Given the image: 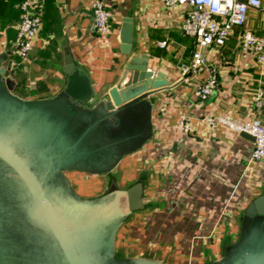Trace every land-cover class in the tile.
Listing matches in <instances>:
<instances>
[{
  "label": "crops",
  "instance_id": "1",
  "mask_svg": "<svg viewBox=\"0 0 264 264\" xmlns=\"http://www.w3.org/2000/svg\"><path fill=\"white\" fill-rule=\"evenodd\" d=\"M22 0H0L1 67L10 69L12 92L25 99L51 98L66 85L68 52L92 80L89 108L115 84L129 55L120 51L122 19H132L131 55H147V67L168 85L148 95L151 136L124 154L108 173L120 183L143 181V206L130 213L115 235L116 255L144 256L167 264H209L219 260L239 235L246 206L264 194V160L251 159L253 141L207 116L229 114L264 122V106L254 96L264 64L243 54L244 28L264 34V13L251 11L245 27H235L222 45L200 48L218 70L217 86L205 100L194 92L207 70L183 74L195 40L180 30L190 9L166 7L158 0H101L112 12L109 34L101 39L93 26L94 0H44L41 29L28 59L12 53ZM166 40L161 47L159 42ZM264 101V97H263ZM74 171V170H73ZM116 178V176H114ZM116 180V179H115ZM111 184H114L113 182Z\"/></svg>",
  "mask_w": 264,
  "mask_h": 264
},
{
  "label": "water",
  "instance_id": "2",
  "mask_svg": "<svg viewBox=\"0 0 264 264\" xmlns=\"http://www.w3.org/2000/svg\"><path fill=\"white\" fill-rule=\"evenodd\" d=\"M132 19L124 17L120 51L129 55L118 80L89 108L92 80L66 52V85L51 98L25 99L0 57V264H167L144 256L118 258L115 235L143 206V181L114 184L81 197L65 176L109 173L151 136L148 95L168 85L131 55ZM240 135L254 141V137ZM241 236L209 264H264V194L245 208Z\"/></svg>",
  "mask_w": 264,
  "mask_h": 264
},
{
  "label": "built area",
  "instance_id": "3",
  "mask_svg": "<svg viewBox=\"0 0 264 264\" xmlns=\"http://www.w3.org/2000/svg\"><path fill=\"white\" fill-rule=\"evenodd\" d=\"M166 7L186 5L190 9L185 13L180 24L181 32L192 37L196 43L192 59L189 63L180 66L183 74L197 73L202 68L207 70V76L202 84L195 87V94L205 100L217 86L218 70L209 65L208 60L200 52V48L211 45H222L228 39L235 27L243 28L246 25L251 11L264 13V0H158ZM44 0H22L19 3L20 20L17 24V33L13 41L12 53L26 60L33 47V40L42 25ZM93 26L97 35L105 40L109 34V20L112 12L101 0L91 3ZM166 40L159 42L161 47ZM239 49L243 54L253 53L260 64H264V34L257 35L249 28H244L239 41ZM264 77L254 96V104L264 106ZM209 125L223 124L238 133L245 132L254 137V147L251 159L264 160V122L256 119L236 120L229 114H220L216 117L207 116Z\"/></svg>",
  "mask_w": 264,
  "mask_h": 264
},
{
  "label": "rangeland",
  "instance_id": "4",
  "mask_svg": "<svg viewBox=\"0 0 264 264\" xmlns=\"http://www.w3.org/2000/svg\"><path fill=\"white\" fill-rule=\"evenodd\" d=\"M64 174L69 180L73 189L84 198H92L101 195L112 186V182L120 189H126L134 183L133 180H131L129 183H120L117 177L119 175L118 172L112 173V175H108V173L93 175L81 172L79 170H71L66 171ZM114 176H116V178H114ZM240 236L241 234L239 237ZM117 257L121 258L120 256Z\"/></svg>",
  "mask_w": 264,
  "mask_h": 264
},
{
  "label": "trees",
  "instance_id": "5",
  "mask_svg": "<svg viewBox=\"0 0 264 264\" xmlns=\"http://www.w3.org/2000/svg\"><path fill=\"white\" fill-rule=\"evenodd\" d=\"M43 16H44V14H42V20H43Z\"/></svg>",
  "mask_w": 264,
  "mask_h": 264
}]
</instances>
